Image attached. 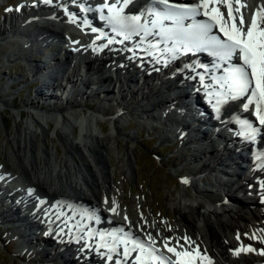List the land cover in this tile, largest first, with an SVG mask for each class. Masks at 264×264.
Returning a JSON list of instances; mask_svg holds the SVG:
<instances>
[{
	"label": "bare ground",
	"instance_id": "obj_1",
	"mask_svg": "<svg viewBox=\"0 0 264 264\" xmlns=\"http://www.w3.org/2000/svg\"><path fill=\"white\" fill-rule=\"evenodd\" d=\"M39 2L41 4V0ZM240 2L246 5L241 8L246 23L250 22L255 10L264 9V0ZM18 4L22 7L19 12ZM233 7H237L235 0ZM221 11L227 16L226 6H221ZM11 35L13 38L9 37ZM105 38L94 40V36L88 34L81 24L68 22L57 7L44 8L36 4V0H18L15 8L0 18V44L8 46L10 43L14 47L13 52L6 55V64L12 61L11 58L29 64L28 76L22 82L34 80L27 86L29 89L35 86L34 93L41 100L25 101L23 105L29 110L22 121V110L13 113L16 124L20 125L19 120L23 124L10 136L17 167L0 162V176L5 181L0 183V222L10 228L8 232L13 238L18 239L14 255L23 261L39 264H116L117 261L133 264L130 254L126 259L119 257V250L113 245L104 247L105 243L93 237L88 238V244L84 243L87 238H82V229L86 227V216L80 219L83 214L77 212L79 206L75 209L80 203L95 207V213L119 226L128 233L125 235L129 239L138 237L148 245L151 243L148 240L150 234L155 241L154 247L160 250L158 254L171 257L173 261L176 257L164 247L166 240L178 251L194 252L198 248L202 254L211 257L213 264L264 262V254H261L264 251V161L256 159L247 170L244 164L251 158L239 152L243 143L239 139L222 141L216 131L204 132L201 124L208 125L207 120L201 116L196 118L199 111L226 117V113L235 111V103L243 105L247 100L227 99L218 105L217 112L213 83L196 81L198 74L194 70H181L179 65L174 66L163 57L140 63L125 48L100 47L105 44ZM13 41L17 45L13 46ZM93 41L95 45L90 47ZM40 58L42 63L38 60ZM80 70L82 75L76 73ZM9 76L0 75V80L6 79L8 83L0 96L4 105L9 101ZM70 77H74V81H70ZM206 78L210 79L209 76ZM197 84L204 86L200 91L206 92L207 96L204 97L206 104L194 109L185 101L195 99L196 96L188 91ZM113 88L120 97L111 96ZM178 92H184V95H177ZM91 93L102 97L98 103L93 101L96 105L89 103L95 106L94 109L87 108L80 100ZM41 103L44 106L39 107ZM171 106L174 108L170 110ZM202 106L205 108L201 109ZM252 109L253 105L248 112ZM138 111L141 118H150L161 125L163 129L160 132H166L160 136L162 141L174 136V144L189 153L187 162L192 164L191 167L182 169L174 166V170L183 172L184 179L191 185L186 186L193 192L177 190L169 193V205L178 217L171 231L163 229L150 211L144 212V201H138L132 209L123 204L124 207L120 197L122 190L120 192L112 181L114 169L109 164V148L118 137L133 140L130 132L121 131L120 124L122 118L124 122L128 121V117ZM192 111L194 114L189 115ZM103 120L108 121L106 132L101 127ZM50 123L54 124L51 134L59 144L74 148L80 153L82 162L73 163L65 155L59 156L57 148L45 145ZM149 125L157 129L153 124ZM223 128L232 126L224 125ZM39 135L44 139V147L38 149L32 141ZM129 150L131 147L127 146L119 161L123 170L133 175V154ZM8 152L5 153L6 158L15 155ZM175 158L183 161L179 154ZM104 165L106 170H103ZM24 190L28 193L24 194ZM29 193L37 196L32 197ZM236 193L245 196L238 207L227 206L226 201L213 196L226 198ZM34 198L44 199L39 211L34 208L37 204ZM113 207L115 212L110 210ZM38 224L61 234L60 242L57 244L50 236L36 234ZM134 225L139 230H134ZM185 237L189 239L185 240ZM178 244L183 247H178ZM242 247H251L255 251L236 254V250ZM112 248L116 251H110ZM108 256L113 259L109 260Z\"/></svg>",
	"mask_w": 264,
	"mask_h": 264
},
{
	"label": "snow or ice",
	"instance_id": "obj_2",
	"mask_svg": "<svg viewBox=\"0 0 264 264\" xmlns=\"http://www.w3.org/2000/svg\"><path fill=\"white\" fill-rule=\"evenodd\" d=\"M45 3H51L52 0H44ZM135 0H117V3L109 4L107 0L100 5V10L107 9L109 16L105 17L113 26V31L120 29L118 34L123 35L124 39H131L133 35L141 36V40H147L149 36L159 37L156 43L151 44L152 48L159 49L163 43L165 47L161 49L163 52L172 53V59L177 58V54L205 51L209 52L213 57L221 63L230 61L233 56H239L242 59V64L234 65L225 69V75L216 78L212 77L221 89L222 92H217L220 97L217 99L216 107L219 112L221 103L227 99L245 98L246 103L243 104L245 110L250 106H255V114L259 119V123L264 125V9L257 10L252 16L250 22L246 23L240 0H235L239 6L233 7V0H193L190 4H169V0H159L160 4L165 6L163 11H153L150 13L151 19H144L141 14H125V9ZM119 4V6H118ZM221 6H226L227 16L221 11ZM12 9H7L11 11ZM147 11V9H145ZM203 15L207 20L197 21L195 17ZM186 20H191V23H185ZM73 22H75L73 20ZM169 22V23H166ZM151 25V27H149ZM214 27H218L219 31L225 37L222 39L218 35H212ZM96 31L95 28L92 29ZM103 35V34H102ZM96 39H101L97 36ZM114 42L109 40L108 44ZM122 42V41H121ZM171 42V47L168 43ZM95 41H93V45ZM101 45L100 47H106ZM192 67L196 65H186ZM220 67V64H217ZM199 75L200 81L203 83L205 75ZM209 87V85H205ZM211 94V93H210ZM241 125L246 128V131L241 135L247 139L254 140L257 132L260 129L253 127L246 121H240ZM262 159V157H257ZM107 203V201H105ZM115 202L113 201V204ZM115 212L116 208L110 209ZM127 219V217H125ZM185 240L189 238L185 237ZM239 239V236H237ZM148 240L151 241L147 246L139 238L131 240L132 248L129 249L127 244L129 241L121 240L125 244L123 255L125 259L132 251H139L136 261L139 264H147V261L158 262V264H213L211 257L206 253L202 254L197 248L192 250L178 251L176 247H170L169 241H164V247L168 252L174 253L176 260L171 257H165L160 253V250L155 248V241L149 234ZM178 243V242H177ZM107 247V245H105ZM178 247H183L178 244ZM110 251H116L115 248ZM147 251V258L145 252ZM240 251H255L251 247L241 248L236 250V254ZM264 254V251L261 252ZM112 260V256L107 257ZM116 264H120L119 261Z\"/></svg>",
	"mask_w": 264,
	"mask_h": 264
},
{
	"label": "rangeland",
	"instance_id": "obj_3",
	"mask_svg": "<svg viewBox=\"0 0 264 264\" xmlns=\"http://www.w3.org/2000/svg\"><path fill=\"white\" fill-rule=\"evenodd\" d=\"M17 1L18 0H0V3H2L0 4V18L4 13L7 12V9H14ZM9 37L11 38L12 35ZM1 40L2 39H0V41ZM12 43L13 46L14 44L17 45V43L14 41ZM13 48L14 47H12L10 43L8 46L0 44V75L4 76L7 74L11 76V78L10 76L7 77L10 78L8 81L11 83V87L7 90L9 93L7 96L9 101L7 102V105H4L0 101V162L2 161L5 164H8L10 167L16 168L18 162L17 158L15 157L16 152L12 153L11 151L12 146L10 145V136H12L16 130L20 129L18 126L23 125L20 120H24L28 115L27 111L29 109L23 105L25 101L27 99L32 100L38 97H36V93H34L35 86H33V89H29V86H27L34 80L22 82V79H25L28 76L25 62L20 59L14 60V58H11L12 61L6 64V55L9 52H13ZM76 73L82 75V70L77 71ZM17 78L21 80L22 84ZM70 81H74V77H70ZM61 83L62 87H64L65 82L63 81ZM7 84L8 83L6 79L0 80V96L4 94V86ZM23 85L24 87H22ZM126 86L127 85H124V88H126ZM36 90H39V88H36ZM112 91L114 93H112L111 96L120 97L115 88H113ZM58 94L62 96L63 93L61 90H58ZM84 98L87 99L85 100ZM101 98L102 97L100 95L91 93L89 96L84 95L82 98H80V100L81 103L86 105V107L89 106L94 109L95 106L92 107V104L89 103L93 101L98 103ZM38 99L41 101L40 98ZM95 102H93V105H96ZM144 103L146 105L147 102L144 101ZM42 105L43 104L41 103L39 107H42ZM84 105L82 107H84ZM18 110H22L20 120L18 121L16 118V120L19 122L18 124L20 125L16 124L13 115V113ZM121 122V131L127 133L130 132L133 140L118 137L117 140L113 142V146L109 148V164H111L114 169L112 181L120 192L122 190L120 193L122 205L124 204L129 209H132L135 207L138 201H144V212L146 213L150 211L163 229L171 231V229H173L175 219L178 217L172 206L169 205V193H174L177 190H186L190 194L193 192L191 187L186 186L188 182L184 179L183 172L174 170V166L181 167L182 169L191 167L192 164L187 162L189 153L188 151L179 148L177 144H174V136H172V139L167 138L168 140L162 141L160 136L162 134L164 136L166 132H160L163 129L160 128L161 125L150 118L148 120H146V117L141 118L139 111L129 116L128 121L124 122L122 118ZM141 122H144V124ZM100 123L103 131L106 132L108 130V121L103 120ZM149 124L158 125L155 126L157 129H152ZM53 126L54 124L50 123V127H47L49 129V134L48 138L45 140L43 139L45 145L47 144V146H52L53 149L57 148L59 156L65 155L70 158L71 162L73 163L82 162L80 153L75 151L74 148L67 147L61 143L59 144L58 139L51 134ZM43 140L41 135H39L35 141H32V143H36V146L39 149L44 147L42 144ZM26 143L28 145V141ZM127 146L131 147L132 152L131 150L129 151L133 154V156H131L133 175H129L127 172H125L123 170V165L119 161ZM66 150L68 153H66ZM6 152L15 155H9L7 159L5 155ZM176 154H179L183 158V161L175 158ZM82 164L80 165L81 168ZM103 167V170H106V165ZM104 191L109 194V191L106 188ZM205 194L208 195V193ZM213 196L220 198V200L226 201L227 206H230L229 204H231L234 207H238L240 205V201H242L241 199L245 198L244 195H240L239 193H236L233 197L227 196L226 198L217 195ZM227 206H225V208ZM132 214L133 213H130V216H133ZM164 222L166 225H164ZM140 223H142V220H140ZM7 227L8 226H6V224L0 222V264H39L35 261H23L21 258L14 255L15 250L18 248L19 242L18 239L12 237V234L8 232L10 228ZM132 228L134 230H139L137 225H134ZM172 233L173 231L170 235H172Z\"/></svg>",
	"mask_w": 264,
	"mask_h": 264
}]
</instances>
